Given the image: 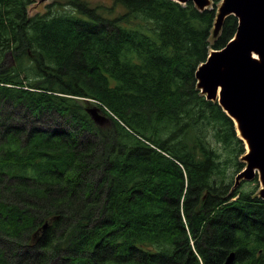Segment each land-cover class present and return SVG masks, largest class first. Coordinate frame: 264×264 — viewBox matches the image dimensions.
Wrapping results in <instances>:
<instances>
[{
	"label": "trees",
	"instance_id": "1",
	"mask_svg": "<svg viewBox=\"0 0 264 264\" xmlns=\"http://www.w3.org/2000/svg\"><path fill=\"white\" fill-rule=\"evenodd\" d=\"M112 1L0 0V264H264L259 179L196 79L238 18Z\"/></svg>",
	"mask_w": 264,
	"mask_h": 264
},
{
	"label": "water",
	"instance_id": "2",
	"mask_svg": "<svg viewBox=\"0 0 264 264\" xmlns=\"http://www.w3.org/2000/svg\"><path fill=\"white\" fill-rule=\"evenodd\" d=\"M175 1L183 4L192 1L201 10L211 3V0ZM230 15H235L239 22L234 39L225 49H213L207 61L200 64L196 71L197 86L207 99L217 100L232 119H238L251 149L236 180L238 183L258 177L259 193L264 197V0H222L217 10L215 36ZM252 52H257L260 59L253 57ZM88 112L99 125L107 120L97 106L88 108ZM234 259L235 254L231 253L226 264H232Z\"/></svg>",
	"mask_w": 264,
	"mask_h": 264
},
{
	"label": "rangeland",
	"instance_id": "3",
	"mask_svg": "<svg viewBox=\"0 0 264 264\" xmlns=\"http://www.w3.org/2000/svg\"><path fill=\"white\" fill-rule=\"evenodd\" d=\"M92 1L94 3H106L109 6H113V1L112 0H92ZM52 2H53V0H36V2L30 7V10H29L30 11V14L31 15H34V14H37V13H44L47 10V5L50 4V3H52ZM213 6H214V2H213V0H211V3H209V8H212ZM58 8H59V6H58ZM64 9H65V7L63 6V7H60L58 9V11H62ZM115 10L116 11H122V8L120 6H118V5H116L115 6ZM211 50L212 49H210V52H211ZM234 122H235V125H236V130L239 133V131L237 129V124H236L237 121L235 120ZM244 142H245V140H244ZM247 152H249V151L247 150V147H246L245 154H243L241 156V160L244 162V165H246V163H247L246 160H245V158H244L245 155L247 154ZM255 179L256 178H254L252 180H240L237 184H239L241 181H243V183H242L243 184L242 189H244L246 191H251L253 189L254 185L256 184Z\"/></svg>",
	"mask_w": 264,
	"mask_h": 264
},
{
	"label": "bare ground",
	"instance_id": "4",
	"mask_svg": "<svg viewBox=\"0 0 264 264\" xmlns=\"http://www.w3.org/2000/svg\"><path fill=\"white\" fill-rule=\"evenodd\" d=\"M252 55H253V57H255L256 59H260V55L257 53V52H252ZM218 100H219V96H218V98H217ZM234 119V121L236 120L237 121V129H238V131H239V134H240V136L245 140V144H246V147H247V150L249 151L250 149H251V146H250V144H249V141H248V139L246 138V137H244L243 135H242V132H241V129H240V126H239V121H238V119L236 118V117H234L233 118ZM232 253H234L235 254V252H232ZM234 261H235V259H234ZM234 261H233V263H234ZM232 263V264H233Z\"/></svg>",
	"mask_w": 264,
	"mask_h": 264
}]
</instances>
